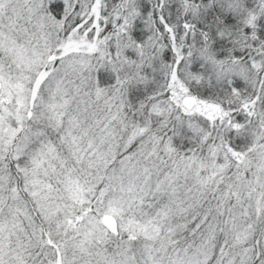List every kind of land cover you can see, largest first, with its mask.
<instances>
[{
  "label": "snow or ice",
  "instance_id": "obj_1",
  "mask_svg": "<svg viewBox=\"0 0 264 264\" xmlns=\"http://www.w3.org/2000/svg\"><path fill=\"white\" fill-rule=\"evenodd\" d=\"M0 264H264V0H0Z\"/></svg>",
  "mask_w": 264,
  "mask_h": 264
}]
</instances>
